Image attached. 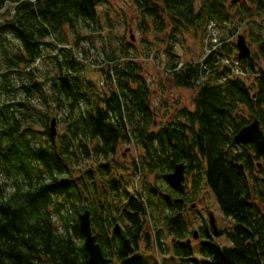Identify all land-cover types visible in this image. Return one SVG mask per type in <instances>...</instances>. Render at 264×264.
<instances>
[{
    "label": "trees",
    "instance_id": "1",
    "mask_svg": "<svg viewBox=\"0 0 264 264\" xmlns=\"http://www.w3.org/2000/svg\"><path fill=\"white\" fill-rule=\"evenodd\" d=\"M131 1L138 27L157 39L166 34L170 42L189 30L197 34L202 27L203 37L210 21L225 29L234 18L258 19L256 28L248 29L256 50L239 59L246 76L232 75L224 63L225 57L236 58L234 41L220 38L218 48L202 59L180 64L172 47L166 46L167 77L173 86L193 91L192 108L174 107L155 128L157 108L140 61L124 50L123 61L114 64L98 86L83 76L85 64L71 48H76L79 30L96 22L97 6L108 0H0V10L9 4L12 11L0 23V96L15 88V72L28 76V84L20 86L21 97L0 99V175L5 178L0 182V264H87L76 216L84 209L91 213L92 230L109 264L264 263V178L256 174L264 173V157L252 144L233 141L255 118L264 133V0ZM239 28L237 23L235 29ZM3 33L17 45H4ZM49 50L53 53L46 56L54 73L38 81L34 64ZM59 109L67 112V121L65 132L55 138L49 125ZM130 143L138 149L132 173L142 177V194L128 191L123 180H111L93 202L65 216L62 208L80 199L76 177L67 167L75 151L93 160L107 159L121 144ZM179 162L185 164V182L190 183H185V192L167 186L169 193L164 194L149 183L148 175L164 180ZM257 162H262L261 168ZM106 171L99 165L97 177ZM66 174L68 181L59 179ZM87 175L93 183L91 172ZM201 184L212 191L232 225L220 230L229 246L213 242L200 228L197 253L194 243L187 242L181 196L196 197ZM148 211L156 226L153 236L145 228ZM117 221L123 225L120 233L112 231ZM162 225L175 239L170 257L158 263L142 247L165 248Z\"/></svg>",
    "mask_w": 264,
    "mask_h": 264
},
{
    "label": "rangeland",
    "instance_id": "2",
    "mask_svg": "<svg viewBox=\"0 0 264 264\" xmlns=\"http://www.w3.org/2000/svg\"><path fill=\"white\" fill-rule=\"evenodd\" d=\"M244 1L246 2L247 0ZM11 14V6L6 4L5 7L0 10V23L8 19ZM137 18L138 13L135 11V7L131 0H108V2L97 6L96 22H94L90 28H81L79 30L80 39H78L75 45L76 48L73 46L71 48L73 49L74 55L85 64L83 76L86 79L92 80L98 86L103 85V81L106 79L105 73L109 72L114 64L120 65L119 63L123 61L122 53H124V50L128 51V55L131 58L140 61L146 71L144 74L149 79L152 88V103L155 108H157L154 127L158 128L161 123L165 122L168 113L172 111L174 107L187 106L192 108L191 98L193 91L191 89L173 86L167 77V72L165 71L167 57L164 54V49L166 46H171L172 51L178 55L179 64L190 60L197 61L207 53L208 43H206V41L209 40L207 38L202 39L203 27L197 30L196 33L198 35L194 34L192 30L184 32L183 35H177L176 42H170L166 34L160 35V38L157 39L151 31H142L138 27ZM236 19L238 18L231 20L229 28L219 29L217 31L218 37L225 40L226 43L234 41L231 35L234 33L235 26H237L238 23L241 27L239 28V32L246 37V42L250 48L251 54H253L256 50V46L251 42L252 40L249 36L248 29L252 25L256 28L254 24L256 20H259L255 19L253 21V19H250L248 21V19H245L240 22L237 20L236 22ZM2 38L4 45L7 47L13 48L17 45L15 40L12 39L11 35L8 33H3ZM73 43L74 42H72V44ZM66 47L69 48L70 46ZM51 53L53 52L50 50L46 51L44 57L34 64L33 73L38 81L43 80L46 74L51 76L54 73L51 67V60L46 56L51 55ZM13 77L16 82L15 88L8 93V96L4 97L1 95L0 99L2 101L6 100L7 97L8 99L17 100L22 96V89H20L21 84H28L27 74L15 72ZM161 83L164 86H161ZM162 98L167 105L163 104L164 102L162 103L163 105H161ZM52 118L55 119V129L57 132L55 138H57L65 132L67 112L59 109L56 111V114L52 115ZM137 152L138 149L134 143L121 144L115 155L109 156L107 159L97 158V160H93L88 157H83L79 151L76 150L75 156L67 161V167L71 170L73 176L76 177L74 185L77 188L80 199L77 201L74 200L72 204H67L66 207L62 208V213L68 217L74 216V212L77 208L85 205V203L93 202L95 196L100 194L103 189H108L107 187H109L111 180H115L117 184L118 179L123 180V184L127 185L128 191L137 196L142 194V177L138 173H132L133 160L138 161ZM99 165H105L107 168L102 178L96 175ZM87 171L91 172L93 183L87 175ZM256 174L258 177L264 178V173L256 171ZM4 179L5 178L0 175V182ZM59 179L68 181L70 177L68 174L59 175ZM147 179L149 183L153 184L154 187H157L164 194L169 193L165 178L163 180L155 173H151L148 175ZM81 183H84L85 187H82ZM185 183L187 186H190L189 182ZM170 195L173 199L179 198L172 192H170ZM181 197L185 199L182 215L186 228L190 234L188 239H191V242L194 243V250L198 253L197 244L201 240V237L198 236L197 239H193L192 233L195 230L200 232L201 229H205V231L210 234L207 221L208 211L214 216L216 226L219 229L231 227L232 221L222 214L215 196L205 185L201 184L200 192L196 197L192 199H187L184 196ZM118 204L120 207L123 201ZM191 204L194 206L191 207ZM151 213V211L147 213L148 221L145 228L148 233H151L153 236L155 232L153 228H156V226L153 225ZM117 214H120V212H117ZM116 223L121 227L123 226L121 221H117ZM161 228L163 229L161 238L163 242L162 247H165L166 250L163 248V250L160 251L151 246L148 248L147 246L142 247V250H144L147 255L155 257L158 263L162 262L163 257H170L171 251L169 246L171 245V241L175 239V236L169 233L167 226L162 225ZM210 240L219 245H230V242L223 235L214 237L210 234ZM158 245L159 243H154V246ZM142 246H144V244H142Z\"/></svg>",
    "mask_w": 264,
    "mask_h": 264
},
{
    "label": "water",
    "instance_id": "3",
    "mask_svg": "<svg viewBox=\"0 0 264 264\" xmlns=\"http://www.w3.org/2000/svg\"><path fill=\"white\" fill-rule=\"evenodd\" d=\"M239 0H232V2L236 3ZM237 49V56L239 58H248L251 56L250 48L246 43L245 36L243 34H239L235 43ZM49 131L51 136H56L55 129V119L52 118L49 125ZM233 141L235 144H253L255 147V152L258 156H264V133L260 128V123L257 118L253 119L250 123L244 125L240 128L237 133L233 137ZM261 164L258 163V166ZM185 164L183 162L176 163L173 167V170L167 172L164 175V178L168 185L181 193L185 191ZM179 202H182V199H176ZM78 224L80 227V231L84 237L83 245L85 252L87 253V264H109L110 259L106 258L103 255L102 249L97 242L98 234L94 233L91 227V213L88 209H84L77 216ZM209 225L212 231L213 236H219L220 232L216 226L215 218L212 213H209ZM114 233H120L121 226L116 223L113 226ZM194 238H197L196 233H194ZM189 242V240H188ZM264 264V263H262Z\"/></svg>",
    "mask_w": 264,
    "mask_h": 264
},
{
    "label": "built area",
    "instance_id": "4",
    "mask_svg": "<svg viewBox=\"0 0 264 264\" xmlns=\"http://www.w3.org/2000/svg\"><path fill=\"white\" fill-rule=\"evenodd\" d=\"M217 31L218 29L216 23L210 21L207 25L206 34H205V39L207 38L209 40L206 41V43H208L207 52L217 49V47L220 45ZM224 63L231 68L232 75H236V76L238 75L242 77L246 76L245 71L240 67L239 62L236 59L224 58Z\"/></svg>",
    "mask_w": 264,
    "mask_h": 264
},
{
    "label": "flooded vegetation",
    "instance_id": "5",
    "mask_svg": "<svg viewBox=\"0 0 264 264\" xmlns=\"http://www.w3.org/2000/svg\"><path fill=\"white\" fill-rule=\"evenodd\" d=\"M192 206H194L193 204H191V207ZM209 212V211H208ZM207 215H208V213H207ZM207 221H208V219H207ZM208 230H209V232H210V226H209V223H208ZM219 230H221V229H219ZM197 231V230H196ZM198 236H200V232L199 231H197V237Z\"/></svg>",
    "mask_w": 264,
    "mask_h": 264
}]
</instances>
